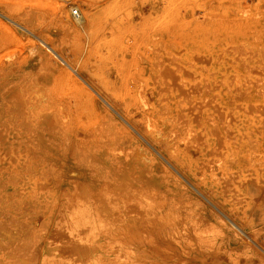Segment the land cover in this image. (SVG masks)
Masks as SVG:
<instances>
[{
  "label": "rangeland",
  "instance_id": "obj_1",
  "mask_svg": "<svg viewBox=\"0 0 264 264\" xmlns=\"http://www.w3.org/2000/svg\"><path fill=\"white\" fill-rule=\"evenodd\" d=\"M39 37L69 65L54 58V71L36 70L30 61ZM21 83L34 94L44 87L42 103L30 111H57L61 145L52 136L47 141L57 151L41 145L38 133L48 129L37 123L0 124V264L25 246L30 264H264V0H0V90ZM76 145L92 148L93 157L122 150L121 172L95 168L99 158H76ZM145 156L155 159L154 174L167 190H182L184 198L189 191L216 210L198 192L211 190L228 208L247 212L252 242L236 231L239 242L220 251L228 257L211 260L212 250L199 244L216 237L215 221L195 231L193 212L183 208L161 223L172 227L167 242L160 240L171 239L169 248L148 252L143 239L113 238L99 211H124L115 196L136 189L131 183L141 180L136 165ZM119 178L126 192L115 191ZM63 213L79 234H56ZM90 227L95 234L85 236Z\"/></svg>",
  "mask_w": 264,
  "mask_h": 264
},
{
  "label": "bare ground",
  "instance_id": "obj_2",
  "mask_svg": "<svg viewBox=\"0 0 264 264\" xmlns=\"http://www.w3.org/2000/svg\"><path fill=\"white\" fill-rule=\"evenodd\" d=\"M27 15V14H26ZM21 19V18H20ZM78 20V24L79 25H83V18L81 16L77 17ZM75 25V24H74ZM22 27V26H21ZM25 28V27H24ZM29 32L30 30L27 29ZM40 38V37H39ZM33 42V41H32ZM40 42L39 44H41V46H38L33 54V57L31 59L30 62H36L37 64V68L36 70H39L40 72H49L52 71L56 65L57 62H63V64L65 65H69L68 64V59L67 57H64V55H62V53L59 52L58 48L55 45H51V43H48L46 41H44L43 39L40 38ZM22 43V42H21ZM34 43V42H33ZM32 43V44H33ZM37 44V43H36ZM31 45V44H30ZM56 58L58 61L56 62L54 59ZM34 59V60H33ZM30 60V59H28ZM33 60V61H32ZM59 63V64H61ZM26 64V63H25ZM34 64V63H33ZM27 65V64H26ZM25 65V67H26ZM29 65V63H28ZM30 67H34V65L32 66V64L29 65ZM28 69V74H34L32 73L33 71H30L29 73V69L28 67H26ZM35 68V67H34ZM31 70V69H30ZM64 70V68H63ZM27 71V70H26ZM54 71V70H53ZM56 71V69H55ZM37 72V71H36ZM35 72V73H36ZM61 72V71H60ZM35 75V74H34ZM85 82H87L85 80ZM37 83V82H36ZM33 84V83H32ZM29 85V84H27ZM24 83L15 85L11 88H5V89H1L0 90V124L4 123L3 126L5 124H7L10 121H13L15 123H20L23 126H28L31 125L32 123H37L40 128H44V129H48L46 136H44L43 133V129L40 133H38V137L40 140L39 142H41V145L47 147L48 149L53 150L54 152L57 151V148L61 145L60 142V138L61 135L56 132L57 129V124H59V118L57 116V111H53L50 114H45V113H40V115L38 113H34L32 111H30L29 106H35L37 104H41L42 100L40 99L42 96H45V94L42 93V91L44 92V87H42V91L38 90V92L34 93H30V91H28L26 89V86ZM31 85V84H30ZM36 85V84H35ZM37 86V85H36ZM33 87V86H32ZM31 87V89H32ZM29 88V87H28ZM37 88V87H36ZM84 88V87H83ZM260 88V87H259ZM30 90V89H29ZM33 92V90H31ZM36 91V90H35ZM30 94H29V93ZM87 92V91H85ZM55 93V92H54ZM90 95V99L92 100L94 98L93 95H91L92 93L88 92ZM257 93V92H256ZM262 93V92H261ZM50 94V93H49ZM57 94V93H56ZM53 95V94H52ZM59 96V94H57ZM254 95V94H253ZM258 95V94H257ZM52 97V96H51ZM57 97V96H55ZM61 97V96H60ZM68 97V96H67ZM79 97V96H78ZM45 98V97H44ZM43 98V99H44ZM72 98V97H71ZM110 98V97H109ZM114 98V97H113ZM54 99V97L52 98V100ZM59 99V98H58ZM86 99V98H85ZM46 100V99H45ZM88 100V99H87ZM112 101V100H111ZM241 101V100H240ZM55 102V101H54ZM51 103V104H54ZM144 102H147L146 100H144ZM264 102V101H263ZM65 103V102H63ZM116 103V102H114ZM126 103V102H125ZM57 104V103H56ZM59 104V103H58ZM62 104V103H61ZM146 104V103H145ZM221 104V103H220ZM50 105V104H48ZM69 105V104H68ZM72 105V104H71ZM115 105V104H114ZM119 105V104H117ZM116 105V106H117ZM126 105V104H125ZM250 105V104H249ZM42 106V105H41ZM51 106V105H50ZM54 106V105H53ZM56 106V105H55ZM246 106V105H245ZM251 106V105H250ZM62 107H66L62 106ZM69 107V106H68ZM73 107V105H72ZM107 107V106H106ZM119 107V106H118ZM258 107V106H257ZM36 108V106L34 107ZM40 108V107H39ZM54 108V107H53ZM52 108V109H53ZM62 109L64 115L67 116L68 111H66V109ZM67 108V107H66ZM74 108V107H73ZM108 108V107H107ZM46 109H50L47 108ZM56 110V108H54ZM124 111H126L127 113V108H123ZM34 110V109H33ZM42 110V109H41ZM73 110V109H72ZM70 110V111H72ZM114 110V108H113ZM260 111V110H259ZM51 112V111H50ZM100 112V110H99ZM72 113V112H71ZM89 113V112H88ZM101 113V112H100ZM112 113V112H111ZM116 113V112H115ZM124 113V112H123ZM252 113V112H251ZM264 113V112H262ZM248 114V113H247ZM60 115V114H59ZM90 115V114H88ZM125 115V113H124ZM263 115V114H261ZM65 116V117H66ZM69 116V115H68ZM264 116V115H263ZM128 117V115H127ZM62 118V117H61ZM122 118V117H121ZM129 118V117H128ZM259 118V117H258ZM67 119V118H66ZM69 119V118H68ZM89 119V118H88ZM109 119V117L107 118ZM63 120L65 121V119L63 118ZM115 120V119H114ZM263 120V119H262ZM102 121V120H101ZM134 121V119H133ZM240 121V120H239ZM61 122V121H60ZM221 122V119H220ZM236 122V121H235ZM241 122V121H240ZM97 123V122H96ZM99 123V122H98ZM102 123V122H101ZM126 124V123H125ZM128 124V123H127ZM134 124L136 125V122L134 121ZM230 124V123H229ZM228 124V125H229ZM92 125V124H91ZM114 124H111V128L114 129L113 127ZM130 125V124H129ZM2 126V127H3ZM34 126H36V124H34ZM59 126V125H58ZM93 126V125H92ZM139 126V125H138ZM137 126V128H138ZM90 127V126H89ZM229 127V126H228ZM110 128V129H111ZM133 128V127H132ZM23 129V127H22ZM34 129V128H32ZM31 129V131H32ZM91 129V128H90ZM95 129V127H94ZM113 131V133L116 131ZM142 129V128H141ZM11 130V128H10ZM92 130V129H91ZM96 130V129H95ZM144 130V129H143ZM111 131V132H112ZM3 132V131H2ZM6 132V130H5ZM4 132V133H5ZM19 132V131H18ZM33 132V131H32ZM95 132V131H94ZM94 132H91V134L94 135ZM131 132V131H130ZM232 132V131H231ZM110 133V132H109ZM144 133V132H143ZM36 134V133H35ZM116 134V133H115ZM113 134V136L115 135ZM125 134V133H123ZM133 134V133H132ZM230 134V132H229ZM134 135V134H133ZM140 135V134H139ZM52 136L54 137V139L57 137L59 139V143H57V146L55 144L54 148L51 144H49V142L47 141L48 138ZM92 136V135H91ZM95 140H99L101 141H106L107 140V135L102 133L100 136L95 134L94 135ZM110 136V135H109ZM117 136V135H116ZM115 136V137H116ZM123 136V135H122ZM126 136V134H125ZM45 137H47L45 139ZM114 137V138H115ZM136 137V136H135ZM134 137V138H135ZM151 143H157V139L151 135ZM94 138H91L92 140H94ZM117 138V137H116ZM115 138V140H116ZM119 138V137H118ZM124 138V136H123ZM126 138V137H125ZM90 139V138H89ZM90 139V140H91ZM111 139V138H110ZM126 139H131L130 138H126ZM138 139V138H137ZM220 139V138H219ZM114 140V142H115ZM125 141V140H124ZM127 141V140H126ZM123 142L124 144L126 143ZM131 141V140H130ZM146 141V140H145ZM222 141V140H221ZM53 142V141H51ZM118 142V140H117ZM116 142V143H117ZM219 142V141H218ZM38 143V142H37ZM128 143V142H127ZM22 144V143H21ZM39 144V143H38ZM156 145V144H155ZM42 146V147H43ZM163 147V144L161 145ZM252 147V146H251ZM36 148V147H35ZM40 148V147H39ZM68 148V147H66ZM43 149V148H41ZM85 148L83 146H80V148L78 147V145L74 146V148H72L71 153L73 156L80 157V155H82V157H85V159L90 158L94 159V158H99L102 163L99 165L94 164L95 168H97L98 166H101L103 168V170H105L104 172H121V168H122V163L124 161V156H122V154L120 153L122 150H118L116 152V154L114 155H100L99 157H93V151L92 148H88L86 150H84ZM219 149V148H218ZM217 149V150H218ZM256 150V149H255ZM29 153V152H28ZM33 153V152H32ZM41 153L42 150H41ZM79 154V155H78ZM135 154V153H134ZM154 154V153H153ZM33 157V155H31ZM35 156V154H34ZM138 156V155H137ZM222 156V155H221ZM143 157V156H142ZM51 158V156H50ZM259 158V157H258ZM50 160V159H49ZM113 161V162H112ZM153 161H155L154 158L152 157H147L145 156V158L140 161L137 165H136V169L138 172H140V176H141V180L140 181H136L135 183L132 182L131 185L135 186L136 189L132 190L129 192L128 195H125L124 193H122L121 195H116L115 197V201H122L123 203L121 205H123L124 211L120 212V213H112L110 214V212L108 211L107 213H103V211H99V215L102 216L105 214V216H107L109 218V222L107 223L108 225V232L111 234V236L113 238H117L119 236H129L130 237H135V238H139V239H143L145 244V248L147 249V251L149 252L150 250H154L157 248H160V250L162 249L161 247H164V238L167 235H170L172 227L170 226H164V224H161L162 222H168L169 221V216L173 215L174 213L177 212V210L179 209H186L188 211L193 212L192 215H190V220L193 229L196 231L197 229H200V226H203L205 223H209L212 224L214 221V223H216L214 229L216 231V237L214 238H209L207 240H205L203 243L199 244L200 248H203L204 250H212V252L210 253V255L212 254V259L211 260H215V261H222V254L220 251L223 250L224 248L226 249V245L231 244L232 242L236 241L239 242V240L241 239V237L238 235L237 232H241L242 233V237L243 235L245 236V238L247 237L248 242H252L250 235L248 233V231L246 230V227H244V221L248 220V216L249 214L243 213L241 211H238L232 207L228 208V205L224 202V199H222V197H218L216 196V194H212V191H208L207 193H203V190L199 189L198 192H200V194L202 193L207 200L209 199V201L211 202V204L215 205L214 207H216L217 212H219L221 215H217L216 210L211 209L210 207H208L207 205H205L204 203L201 202V200L198 198V196L194 195L193 193L186 191V198L183 197L182 194V190H174V187L171 188H166L165 183L163 184L162 181H158L156 179V176L154 174V172H156L157 170L155 169V165L153 164ZM127 162V161H126ZM259 164V163H258ZM166 168V167H165ZM207 168V167H206ZM164 169V168H163ZM71 171V170H70ZM167 171V170H166ZM99 172V171H98ZM136 172V171H135ZM108 175L110 173H107ZM158 174V173H157ZM166 175V174H165ZM116 176V175H113ZM232 176V175H231ZM80 177V176H79ZM118 177V176H117ZM167 177V176H166ZM201 178V177H200ZM224 178V177H222ZM231 178V177H230ZM234 179V177H232ZM236 178V177H235ZM50 179V178H49ZM48 179V180H49ZM230 181V180H228ZM227 181V182H228ZM131 182V181H130ZM172 182V181H171ZM226 183V182H225ZM253 184H255L252 181ZM172 184V183H171ZM229 184V183H227ZM119 185H120V189H115V191H121V192H126L125 189H123L126 185L127 182L125 179H121L119 178ZM257 185V184H255ZM240 186V185H239ZM261 185H259L260 187ZM48 187V186H47ZM226 188V187H225ZM44 189V188H43ZM235 189V188H234ZM261 190V189H260ZM17 191V190H16ZM173 192V194H171ZM218 193V192H217ZM250 194H252V191H249ZM122 196V197H120ZM203 196V197H204ZM262 196V194H261ZM261 199H263V197H261ZM171 197V198H170ZM226 197V196H225ZM123 198V199H122ZM8 199L10 200V198L8 197ZM255 199V198H254ZM260 199V200H261ZM258 200V199H257ZM98 204L97 206L104 209V206H108L105 202V200H103L101 197L97 198ZM264 201V200H263ZM209 202V203H210ZM240 202V201H239ZM125 203V204H124ZM246 203V202H245ZM107 208V207H106ZM60 213H58L59 216ZM255 213H253L250 217H252V219H254ZM183 216V215H181ZM219 216V217H218ZM264 216V215H263ZM261 218H264V217ZM211 217V218H209ZM225 218L226 221H229V224L223 219ZM75 219V218H74ZM251 219V221H252ZM172 220V219H171ZM212 220V221H209ZM218 220V221H216ZM72 221L73 220H69L66 216V213H63L60 217L59 220L56 224L57 229L56 230V234H62L64 232L66 233H71L72 235H76L79 234V231L77 230V226L72 225ZM255 221V220H253ZM252 221V222H253ZM263 221V220H261ZM75 222V221H74ZM1 223V222H0ZM208 225V224H207ZM1 226H3L1 224ZM8 227V226H7ZM208 227V226H206ZM94 227H90L89 230H86L85 232H83V234H85V236H87L88 234H95V230L93 229ZM202 229V228H201ZM9 230V229H7ZM211 230V229H210ZM213 230V229H212ZM2 231V230H1ZM6 231V230H5ZM203 231V230H202ZM237 231V232H236ZM213 232V231H212ZM203 233V232H201ZM2 235V234H1ZM12 235V234H10ZM68 235V234H67ZM204 235V234H203ZM255 235V234H254ZM253 236V233H252ZM256 236V235H255ZM253 236V237H255ZM4 237V236H3ZM6 237V236H5ZM13 237V236H11ZM69 237V236H68ZM78 237V236H77ZM132 237V238H133ZM196 237V236H195ZM88 238V237H87ZM163 238V239H162ZM7 239V237H6ZM10 239V238H9ZM15 239V238H14ZM18 239V238H17ZM162 239L161 243L160 240ZM5 240V239H4ZM250 240V241H249ZM10 241V240H9ZM53 241V240H52ZM247 241V240H246ZM5 242V241H4ZM3 242V243H4ZM59 242V240H58ZM171 239H170V244H166L167 247L168 246H172L171 244ZM22 243V242H21ZM61 243V242H60ZM245 243V240H244ZM244 243H242L244 245ZM14 244V242H13ZM26 244V243H25ZM62 244V243H61ZM70 244V243H69ZM164 244V245H163ZM247 244V242L245 243ZM2 245H7L8 244H2ZM22 245V244H20ZM19 245V247H20ZM30 245V244H29ZM63 245V244H62ZM165 245V246H166ZM248 245V244H247ZM253 245V243H252ZM257 245V244H256ZM260 245V243L258 244ZM238 247L240 245H237ZM254 246V245H253ZM251 246V244L247 247L245 245V247H247L249 250H252L253 252L255 251L254 247ZM262 246V243H261ZM260 246V247H261ZM12 249V246H10ZM31 247V246H29ZM28 246L22 247V248H18L15 250H18L16 253L14 254H9V258L6 259L3 264H8L9 262L12 263H16V264H30L31 262L34 261V257H30L28 254ZM75 248L72 247V249L76 250V246H74ZM87 247V246H86ZM90 247V246H89ZM228 247V246H227ZM244 247V248H245ZM6 248V247H5ZM169 248V247H168ZM174 249L175 246L173 245ZM230 248V247H229ZM240 249L241 246L239 247ZM243 248V249H244ZM8 249V248H7ZM224 249V250H225ZM239 249V251H240ZM258 249V248H257ZM74 250V251H75ZM90 250V248H89ZM158 250V251H160ZM171 250V249H170ZM169 250V251H170ZM235 250V249H234ZM259 250V249H258ZM70 251V250H69ZM146 251V250H145ZM168 251V249L166 250ZM226 251V250H225ZM236 251V250H235ZM72 252V251H71ZM241 253H243V251H240ZM257 253V250L255 251ZM64 253V252H63ZM68 253V252H67ZM146 253V252H145ZM162 253V252H161ZM167 253V252H166ZM165 253V254H166ZM66 254V253H65ZM74 254V253H73ZM84 254V253H83ZM87 254V252H86ZM90 254V253H89ZM88 254V256H89ZM148 254V253H147ZM152 254V253H151ZM154 254V253H153ZM174 254V253H173ZM227 256V253H224ZM223 254V255H224ZM253 254V253H251ZM260 254V253H259ZM35 255V254H33ZM167 255V254H166ZM169 255V254H168ZM172 255V254H171ZM175 255V254H174ZM254 255V254H253ZM264 255V254H263ZM78 256V253H77ZM82 256V255H81ZM153 256V255H152ZM225 256V257H226ZM237 256V255H236ZM83 257V256H82ZM228 257V256H227ZM226 257V258H227ZM247 257H251V256H247ZM245 257L246 260H243V262L245 261H249L248 258ZM93 258V257H92ZM238 258V257H237ZM240 258V257H239ZM243 258V257H241ZM240 258V259H241ZM253 258V257H252ZM259 258V257H258ZM263 258V257H262ZM229 259V258H228ZM232 260V259H231ZM232 264L231 261H228L227 264ZM251 262V261H250ZM87 263V262H86ZM89 263V262H88ZM246 263V262H245ZM248 263V262H247ZM240 264V261H239Z\"/></svg>",
  "mask_w": 264,
  "mask_h": 264
}]
</instances>
